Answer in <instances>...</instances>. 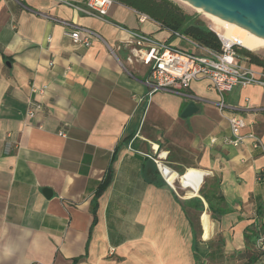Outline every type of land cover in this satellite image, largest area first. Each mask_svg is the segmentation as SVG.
<instances>
[{
    "label": "crops",
    "instance_id": "obj_1",
    "mask_svg": "<svg viewBox=\"0 0 264 264\" xmlns=\"http://www.w3.org/2000/svg\"><path fill=\"white\" fill-rule=\"evenodd\" d=\"M84 3L0 0V264H264V150L226 141L233 111L264 146V86L226 92L237 109L222 114L206 80L191 82L194 99L149 94L147 66L123 42L132 31L187 50L185 40L123 4L97 17ZM39 12L102 40L74 43L73 27ZM158 163L202 171L200 188L215 178L227 212L212 218L200 188L171 187ZM195 196L200 212L182 205Z\"/></svg>",
    "mask_w": 264,
    "mask_h": 264
},
{
    "label": "built area",
    "instance_id": "obj_2",
    "mask_svg": "<svg viewBox=\"0 0 264 264\" xmlns=\"http://www.w3.org/2000/svg\"><path fill=\"white\" fill-rule=\"evenodd\" d=\"M114 3L117 2L115 0H85L84 4L87 12L97 17H103ZM76 8L80 9L79 7ZM39 14L45 18L58 21L63 25L73 27V30L66 32V34L74 43L89 46L92 39L102 40L90 28L74 27L73 24L62 18L42 12H39ZM148 18L145 14H140L139 16L140 21ZM165 29L169 35L178 37L191 44L193 51L170 45L166 38L154 39L150 35L138 31H132L130 38L123 42L124 47L128 48L130 52L127 59L139 61L147 66L148 72L145 83L149 87V94L162 91L187 99H194L195 96L189 91L191 82L206 80L208 86L213 88L219 96L215 105L222 114L227 109H237L235 106L226 103L224 99L226 92L237 86L244 87L251 84L264 86V70L247 65L237 52L236 47L240 45L235 41H227L222 34L213 28L210 29L220 41V49L217 51L207 49L177 31ZM108 49L113 53L112 48L108 46ZM36 89L34 88L33 90L35 91ZM45 89L46 86H42L37 90L44 91ZM39 107V104L30 103V108L27 111L28 116H33L35 110ZM227 121L229 137L226 141L238 144L250 139L252 148L264 150L263 143L258 136L251 132H244L246 122L241 115L231 111L227 116ZM158 169L165 178L163 171L169 168L164 164L158 163ZM259 178L260 176H258ZM165 181L168 183L166 178ZM255 246L264 254V233L257 237Z\"/></svg>",
    "mask_w": 264,
    "mask_h": 264
},
{
    "label": "trees",
    "instance_id": "obj_3",
    "mask_svg": "<svg viewBox=\"0 0 264 264\" xmlns=\"http://www.w3.org/2000/svg\"><path fill=\"white\" fill-rule=\"evenodd\" d=\"M117 3L123 4L135 11L147 15L156 21L161 28H167L177 31L188 39L197 42L203 47L210 50H219L220 41L215 33L204 23L197 21L194 17L187 14L177 3L172 0H115ZM242 53H238L242 59L247 60L250 64L260 67L264 70V59L252 54L243 47H236ZM237 51V52H238ZM108 176L100 183L95 192L97 197L108 183ZM208 185V188L206 186ZM198 194L207 203V208L214 219L219 218L227 209L223 207V197L220 193L219 184L215 178H205ZM96 198H94L93 208L95 207ZM184 208H194L197 211L204 209L203 202L200 197H192L182 201ZM191 225L195 229V223L191 220ZM248 238L247 234H244Z\"/></svg>",
    "mask_w": 264,
    "mask_h": 264
},
{
    "label": "water",
    "instance_id": "obj_4",
    "mask_svg": "<svg viewBox=\"0 0 264 264\" xmlns=\"http://www.w3.org/2000/svg\"><path fill=\"white\" fill-rule=\"evenodd\" d=\"M187 4L212 14L221 20L236 24L249 34L264 40V0H182ZM195 102L187 103L181 117L196 112ZM45 196L49 190H43Z\"/></svg>",
    "mask_w": 264,
    "mask_h": 264
},
{
    "label": "bare ground",
    "instance_id": "obj_5",
    "mask_svg": "<svg viewBox=\"0 0 264 264\" xmlns=\"http://www.w3.org/2000/svg\"><path fill=\"white\" fill-rule=\"evenodd\" d=\"M180 1H182V0H180ZM182 2H184V1H182ZM184 3H186V2H184ZM189 6H191V5H189ZM191 7H194V6H191ZM194 8H196V7H194ZM196 9L198 11H201L198 8H196ZM203 13L215 23V26L213 29L216 30L217 32H219L220 34H222L224 39H226L227 41H230V42L235 41L240 46L247 48L249 50H252V51L258 49L259 47H264V40L254 36V35L249 34L242 27L237 26L236 24L221 20L220 18H218L212 14H209L207 12H203ZM219 24L224 25L227 28V31L221 32V30L218 28ZM163 173H164L166 180L168 181V183L170 185L175 186V181H177V182H179V184L182 187L191 188L193 194H196L197 190L200 188L201 183H202L203 173H202V171L197 170V169H189L182 174H176L174 171L166 169L163 171ZM205 221H206L207 225L209 226V220H208L207 215H205Z\"/></svg>",
    "mask_w": 264,
    "mask_h": 264
},
{
    "label": "rangeland",
    "instance_id": "obj_6",
    "mask_svg": "<svg viewBox=\"0 0 264 264\" xmlns=\"http://www.w3.org/2000/svg\"><path fill=\"white\" fill-rule=\"evenodd\" d=\"M172 1L177 3L187 14L194 17L197 21L204 23L209 28H214L215 23L211 19H209L202 11H198L196 8L191 7L188 4H186L180 0H172ZM218 28L221 30V32L227 31V28L224 25L219 24ZM183 43H185V45H187V48H188L187 50H189V51L192 50L191 44L187 43L186 41H183ZM239 47H242V46H239ZM245 49H247V48H245ZM247 50H249V49H247ZM249 51L252 52V54L256 55L257 57L264 59V47H259L258 49L254 50V51H252V50H249ZM238 53H242V51L239 50ZM242 60L246 64H249V62L247 60H245V59H242ZM187 191H189V193L192 192L190 189ZM179 194H180V196H184V194H182L180 192H179Z\"/></svg>",
    "mask_w": 264,
    "mask_h": 264
}]
</instances>
